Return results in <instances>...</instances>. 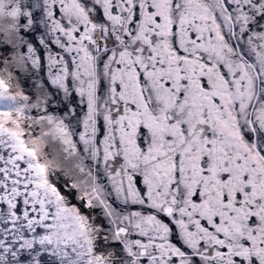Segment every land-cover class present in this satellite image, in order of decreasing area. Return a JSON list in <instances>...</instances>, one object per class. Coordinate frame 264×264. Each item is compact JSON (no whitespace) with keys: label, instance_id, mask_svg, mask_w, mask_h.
<instances>
[{"label":"snow or ice","instance_id":"6c2138e0","mask_svg":"<svg viewBox=\"0 0 264 264\" xmlns=\"http://www.w3.org/2000/svg\"><path fill=\"white\" fill-rule=\"evenodd\" d=\"M0 264H264V0H0Z\"/></svg>","mask_w":264,"mask_h":264}]
</instances>
